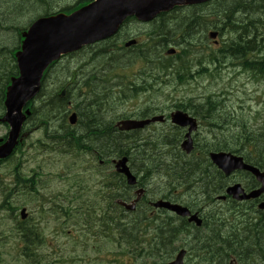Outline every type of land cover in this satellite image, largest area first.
I'll list each match as a JSON object with an SVG mask.
<instances>
[{
    "label": "trees",
    "instance_id": "trees-1",
    "mask_svg": "<svg viewBox=\"0 0 264 264\" xmlns=\"http://www.w3.org/2000/svg\"><path fill=\"white\" fill-rule=\"evenodd\" d=\"M91 1L93 0H77L73 5L54 12L52 11L51 0H11V8L13 10L10 12H15V17H21L23 13H27L26 10L29 7H32L30 4H41L45 8L44 15L58 12L70 13ZM216 3H218V6ZM178 10H180L179 7L173 11L176 12ZM202 10L216 11L217 22L209 18L208 23L211 25L212 23L213 25L217 24L214 29L220 30V35L224 34L225 31H233L238 36L235 41L224 42L222 48L219 49L220 60L230 58L229 56L244 59L248 52L256 50L257 58L252 57L250 58L251 60H245L242 67L246 71H252L253 79L258 80L261 77L263 79L264 23L261 16L264 17V0H218L207 5ZM43 14L38 17L43 16ZM213 14L211 15L213 16ZM192 15V19H190L191 16H183L184 25L176 26L177 22L176 27L171 28L170 24L168 25L167 18L173 19L177 14H160L158 19L152 22L153 25L149 31H147L148 38L142 44L136 45L130 50L118 45L119 49L113 52L111 47L117 43L102 44L101 42L86 46L78 52L65 55L62 59L78 56L79 63L74 67H68L66 69L67 72L61 75L65 78H57L55 88L46 93V83L48 78L52 76V69L62 59L53 63L46 72L41 93L36 98L40 100L39 104L34 102L30 104L32 121L39 122L45 126L47 131L49 130L48 132L46 131L47 137L54 142V144L53 142L51 143L57 146L56 148H59L62 152L72 150L76 156L85 157L80 164L83 168L82 172L75 174V179H73L66 194L65 202L58 205V232L64 233L69 237L70 233L67 230L70 227L74 228L78 234H72L70 239L78 244L79 234H82L88 240L90 248L98 254L106 252L113 246L112 255L119 256L122 253L121 250L118 251L119 248L134 246V252L139 249L142 252L144 251L143 253L147 252L146 255L148 257L146 258L153 260L152 264H165L170 259L167 253L171 249L173 250L172 244L175 242V237L183 230L182 228L186 227L185 223H182L183 225H175L169 217L165 221H160L161 215H150V210L146 204L148 197L143 199L136 212H128L118 205L116 202L118 199H128L131 193L124 187L122 178H120L121 189L102 185L98 163L102 156H109L110 159L128 156L131 161L134 157L139 156L142 160H140L141 166L137 169L145 171L143 177L149 175V172L157 171L161 173L163 170L175 177L173 182L182 180L180 178L182 177L191 193L196 195L195 203L202 199H204L203 202L212 201L214 197L225 190L229 183V178L225 177L222 172L208 161L207 156L211 150H228L242 154L246 159L254 161L264 170V118H260V113H257L254 116L255 120L253 123H250L248 118H241L235 120V125L231 126L229 121H232L233 117L230 111H221L213 114L210 110L212 106L215 107V105L220 106L222 104V100L212 94L200 104L195 105L197 106L196 113H198L204 123H208V126L214 129L216 128V137H219V139L206 142L200 148L202 149L201 154L205 158H199L200 155H192V157L182 156V152L178 149L179 139L178 137L175 139V136L173 138H170L171 136L156 137L150 135L151 130L149 129V134L146 135L142 134L144 130H134V133L118 132L113 126L114 118L110 117L104 120L107 123L106 127L100 124L103 119V116L102 119L98 117L101 111V114H104L105 110L111 111L112 105L120 103L124 98H131L130 96L133 95L135 99L140 94L146 93V91L159 92L170 82L174 81L178 85H182L190 80L191 70L189 71L188 68L184 70L181 66L183 59L181 54L187 55V53L191 52V47L185 48L184 43L190 40L191 29L201 17L199 14L194 15V12ZM236 15L241 18L240 22L235 18ZM132 21L134 22V20ZM203 21L204 23L206 22L205 17L201 19V22ZM129 23L130 20L126 22V24ZM185 23L188 25L185 26ZM14 28L18 32L19 43H21L22 32L26 27L14 26ZM258 40L262 41L261 45L256 44L260 43ZM250 41L252 42L250 43ZM171 45L180 47L181 52L175 56H166L164 53ZM16 50L18 48L12 50L14 63H16ZM105 58H107L106 61L101 64V68H98V61ZM189 62V59H187V63ZM133 65L135 67L139 65L135 72L134 80L130 81L127 88L121 91H114L113 89L118 85V82H113L117 81L116 79L119 76L127 80L133 74L131 72L127 76V74H124L125 72L118 70L123 69L128 72L129 67ZM191 66L192 64L189 65L190 68ZM220 70L221 66L218 72ZM12 73L8 76L6 84L2 88V92H0V110L2 111H4L6 88L11 82L10 77L18 75L17 64H14ZM204 73L205 71L203 70ZM56 75H58V71ZM70 79L72 81H69ZM124 80L119 84H122ZM65 88L67 89V94L61 96V91ZM71 97L76 101L75 108L78 109L79 114V129H73L68 125L69 101ZM136 114L141 117H148L154 114V110L145 109ZM51 122H53L55 127L53 129H49V123ZM220 125H224V127ZM221 131L225 132V134H222ZM231 136L233 142L229 140ZM90 139L93 141H90ZM100 139L102 140L100 141ZM169 140H172V142H169ZM99 142H103L102 145ZM106 144L107 146H105ZM17 150L19 151V148ZM13 157L9 162L12 161ZM166 157L173 161L171 165L164 163L167 159ZM95 163L97 164L94 165ZM89 168L96 170L97 184H88L94 179V173H86ZM136 172L138 173L137 170ZM15 175L18 176L17 174ZM112 179L115 181V177ZM19 182H21L20 179ZM74 190H76L74 198H71L69 195ZM170 191L173 192L171 188ZM200 193L204 194V196L200 197ZM14 194V190L10 193L8 192L5 199L9 200ZM211 196H213L212 199ZM227 206H218L216 218L213 215L206 216L205 226L207 228H205L206 232L202 238L203 245L201 249L208 250V254L201 257L203 261L199 264H264V245H262L264 244V215L259 212L256 214L252 213V206L245 207L242 204L233 202ZM223 209L224 211L221 212ZM36 228L34 227L33 230L30 227L26 236L23 228L21 231L18 229L20 236L22 235L21 238L17 231L12 234L11 237L15 240V253L5 249L10 238L0 236V248L4 249V252L0 251V264H45L47 257L39 256L38 247L43 243L44 245H48V243L44 240L40 241L36 237ZM201 232L203 233L202 230ZM22 244H25V246ZM257 244H260L261 247ZM256 247L257 250L255 249ZM253 249H255V253ZM155 251H165L166 253L159 255L154 253ZM214 251L218 255L212 256ZM250 251L254 254H251Z\"/></svg>",
    "mask_w": 264,
    "mask_h": 264
},
{
    "label": "rangeland",
    "instance_id": "rangeland-1",
    "mask_svg": "<svg viewBox=\"0 0 264 264\" xmlns=\"http://www.w3.org/2000/svg\"><path fill=\"white\" fill-rule=\"evenodd\" d=\"M52 4L51 7L53 8L52 11H58L62 8H65L69 5H73L77 0H51ZM218 6V3H216ZM31 8L27 6V13H23V16L21 17H15V12H10L13 10L11 8V0H0V92H2V88H4V85L6 84L7 78L10 74H13V66L14 63L12 60V50L15 48H20L21 43H19V35L17 30L14 28V26H21L28 28L29 24L35 20L36 17L39 15H42L44 13V6L41 4H35L31 5ZM206 6L198 7L195 9H184L182 11H179L175 14V18L169 19L167 18L168 25L170 24L171 28H175L178 25H184L183 23V16H191L190 19H192V13L199 14L200 19L197 21V24L193 26L191 36L195 37V33L199 30H202L201 33L204 35V33L209 32L212 28H209L211 25L206 21L204 23L201 22V19L205 17L208 20H212L211 13L216 11H210V10H202ZM239 15V14H238ZM12 16V17H11ZM44 16V14H43ZM197 16V15H196ZM172 17V16H170ZM177 17V18H176ZM260 17V16H258ZM262 17V21L264 23V17ZM238 22L241 21V18L236 15L235 17ZM190 21V20H188ZM187 21V22H188ZM178 22V24H177ZM186 22V21H185ZM177 24V25H176ZM152 24H146V23H140V22H131L129 23L122 31L121 37H124L126 35H134L135 37H139L142 41H145L148 38L147 31H149L150 27H152ZM176 25V26H175ZM188 25L185 23V26ZM213 26V23L212 25ZM155 27V26H154ZM198 29V30H197ZM210 29V30H209ZM261 34V32H260ZM264 35V33H263ZM262 36V35H261ZM120 37V38H121ZM234 37V34L228 31H225L224 34H222V38H219L220 40L227 41V39ZM260 37V36H259ZM258 37V38H259ZM120 38H118L115 41L107 40L103 41L102 44H114L113 47H111V51H116L119 49L118 45L123 46L121 44ZM260 43H256L257 45H261ZM222 44V43H221ZM130 50V49H129ZM247 57V54L244 56V58ZM105 59H100L97 63L98 68H101V64H103L106 61ZM238 61L237 59H229L226 58L224 61H221L222 67L217 74H210V67H213V63L210 65V62L206 63V66L209 67V70L206 71L204 74L200 73L197 75V78L189 82L185 85H175L176 82H171L174 84L166 85L163 90L155 93H142L137 98L134 99V97H131L129 99H126L124 101L118 102L116 105H112L111 111H106L104 114H101L98 116L100 119H102V116L104 115L106 118H116V116L120 115L119 119H124V116L126 115H133L134 118L138 116V112L145 110V109H153L157 114L164 112H170L172 110L176 109V104L182 103L183 105L187 106L189 110L194 109V105L200 104L206 97H208L210 94L214 95V97L218 96L219 100H222V104L220 106L211 107V111L213 114L219 113V111H230L232 113L233 120L229 121V125L233 126L235 120H239L241 118H248L250 120V123H253L254 116H256L257 113H260L259 117L264 118V78L261 79H252L249 78L248 72H237L234 70V68L231 66V62ZM79 63V57H66L63 58L60 63H58L53 69H52V76L48 78L47 80V92L51 91V89L55 88V82L57 78L64 79L65 77L61 76L62 74H65L67 72L66 69L68 67H74ZM220 64V63H219ZM140 65V64H139ZM138 65V67H139ZM130 68V69H129ZM128 72L122 70L125 72L124 74H130L131 72L134 73V71L137 70V67L134 65L132 67H129ZM58 71V75H56V72ZM261 79V80H260ZM117 81H114L113 83H120L122 80V76H119ZM69 81H72L71 79ZM86 101V100H85ZM40 100L38 99L35 101V104H39ZM69 107H72L73 110L78 112V109L75 108L76 101L71 97L69 101ZM190 103L192 106H190ZM221 107V108H220ZM214 108V109H213ZM2 110H0L1 112ZM5 111V108H4ZM3 112V111H2ZM102 122L106 123L103 119ZM249 123V124H250ZM69 125V123H68ZM26 131H29L30 133L28 136H26L24 143L22 144L21 149L15 153L13 159L11 162H6L0 167V174L7 177V175H10L11 172L16 171L19 175L23 176L28 174V177H31L35 174L41 176V180L43 179V176L48 175L52 179L56 178V182L54 183V188L57 193H59V201L65 202L66 194L68 193L71 183L73 182V179H75V174L82 172L83 168L80 166L81 162L84 160V156H76L75 153H73L72 150H69V152H62L59 148H56L57 146L53 145L54 142L50 140V138L47 137L45 126L40 124L39 122L30 121L26 124ZM73 129H79L80 124L78 123L75 126H71ZM223 126L224 125H220ZM55 128L53 125V122L49 123V129ZM149 130H151V134L156 137L163 138L164 136H167L168 133H172L173 135L179 132L182 133L181 129H174L172 125L166 124L165 126H159L156 125L154 127H150ZM148 129L144 130L142 132L143 135L149 134ZM224 130V128H223ZM49 131V130H48ZM47 131V132H48ZM170 131V132H169ZM9 132V126L6 124H0V138L4 137ZM198 150L197 153H201L202 149H200L206 142L213 141L216 139H219V137H216V128L213 131H209L204 126H201L198 131ZM222 134H225V132L221 131ZM233 142V138L231 136V139ZM53 142V144L51 143ZM169 142H172V140H169ZM43 143H46L47 145H42ZM51 144V145H50ZM50 145V147H49ZM47 146L48 149H41V147ZM167 147V146H166ZM167 149V148H166ZM166 153V151L164 150ZM109 157V156H106ZM165 160L166 165H171L173 161L166 157ZM142 159L138 157H134L132 161L134 164V169L138 171V175L141 179V183L144 186L146 190H149L148 197L153 201L158 198H163V196L167 193H170V186L168 185L169 179L167 176H165L164 171H161V173H158L157 171L149 172V175H145V171H139L137 168L141 166ZM160 160V159H159ZM187 169V168H186ZM95 169L89 168L86 173H94V179L90 183L97 184ZM185 171V170H183ZM18 175V176H19ZM9 181V179H6V183ZM76 190H74L69 196L71 198H74V193ZM202 195V196H201ZM194 193H191V191H184L181 192L180 199L182 202L189 201L190 203H195ZM204 194L200 193V197H203ZM29 197V196H26ZM25 197V198H26ZM30 198V197H29ZM24 199L22 195H19L18 193L10 200H8L4 204V208H1L4 199L0 196V229L7 228L9 226V229L11 230L12 227H14V224L18 222L17 217L15 216L14 219L10 217L9 214H11V209L21 203V201ZM24 202V200H23ZM31 208V207H29ZM32 215L30 220H36V224H38V214L39 211L36 208H32ZM19 213V209L17 211V214ZM49 213V212H48ZM46 213L47 215H49ZM48 218L47 225H50L51 219ZM163 220L167 218V216H161ZM18 228V226H16ZM49 231V228H48ZM70 233V236L67 237L64 233H59L54 240V250L55 255L51 252V246L46 245L42 248L44 250V254L48 255V257L45 260V264H152L153 260L147 259L148 257L146 253H143L140 249L138 251L134 252V246H124L122 248H119L118 251L121 250L122 253L119 256L112 255L113 246L110 247L109 250L106 252H102L100 254L96 253L94 250L90 248L88 245V240L85 236L82 234H79L78 237L79 243L76 244L74 240H71L72 234H78V232L75 231L74 228L70 227L67 230ZM12 234V233H11ZM50 237V236H49ZM182 238H184V234L181 235ZM9 243L5 246V249L8 251H12V253H15L14 250V243L15 240L11 236ZM186 238V237H185ZM203 238V237H201ZM12 240V241H11ZM194 239L192 237H188L186 239L187 242H190V244H194ZM201 241V242H200ZM181 244L184 242V240L179 241ZM199 242L203 245L202 239H199ZM1 246V244H0ZM4 249L0 248V251H3ZM215 253V254H214ZM217 252H212V255H216ZM146 255V256H145ZM174 253L172 254L171 258L173 257ZM136 256V257H134ZM171 258L166 261L165 264H168V262L171 260ZM200 262V259L198 257H192L190 258L189 264H198Z\"/></svg>",
    "mask_w": 264,
    "mask_h": 264
},
{
    "label": "water",
    "instance_id": "water-1",
    "mask_svg": "<svg viewBox=\"0 0 264 264\" xmlns=\"http://www.w3.org/2000/svg\"><path fill=\"white\" fill-rule=\"evenodd\" d=\"M210 0H95L92 3L74 11L71 14L58 13L51 16L38 18L32 23L28 31L24 33L21 50L17 53L19 76L13 77L11 85L6 93V113L0 117V122L7 123L10 131L5 142L0 144V162L9 157L19 141L23 125L30 114V110L24 111L28 103L34 99L41 90L44 74L49 66L59 60L63 55L77 51L83 46L93 44L116 34L123 22L131 16L141 21H151L159 13L169 11L176 6L204 3ZM217 33H212L215 38ZM136 40L129 41L126 45L131 46ZM175 49H169L168 54L175 53ZM66 89L61 93L66 94ZM78 116L74 112L69 117V122L77 123ZM163 120V117H154L146 120H123L118 123L121 130L141 129L151 122ZM172 121L181 126L190 125L188 139L182 144V148L188 153L193 149L190 133L197 128L196 121L187 113L178 110L172 114ZM20 138V139H19ZM211 159L227 175L235 170L251 172L263 184L260 189L247 194L240 184L227 189V193L239 200L257 198L264 192V172L259 168L246 164L242 157L231 153H212ZM116 169L128 178L130 185L137 183V178L132 174L128 166V157L116 161ZM144 190L137 191L138 197L131 203L120 202L129 210L136 208ZM155 207L166 208L179 215L190 214L188 208L174 205L166 201L154 203ZM264 209V202L259 204ZM23 211V215H24ZM199 225L202 220L193 215ZM184 251H181L170 264H184Z\"/></svg>",
    "mask_w": 264,
    "mask_h": 264
},
{
    "label": "flooded vegetation",
    "instance_id": "flooded-vegetation-1",
    "mask_svg": "<svg viewBox=\"0 0 264 264\" xmlns=\"http://www.w3.org/2000/svg\"><path fill=\"white\" fill-rule=\"evenodd\" d=\"M212 13H214V12H212ZM206 15H207V13L205 14V17H206ZM216 18H217L216 13H214L213 16H212V20L213 19L216 20ZM201 31L202 30H199L197 32L196 36L194 37L195 39H197L198 37L202 38ZM189 38H190V40L193 39V37L191 35H189ZM211 42H212L213 45L215 44L214 41H211ZM212 44L210 42H207V43L205 42L204 43V42L201 41V39H199L197 41H185V43H184L185 47L191 45V46H195V47H198V48L200 47L199 48L200 50H203L204 48L213 50L214 47H213ZM211 55H212V53H211ZM201 56L204 57V55H201ZM187 110L190 111L189 109H187ZM191 110L192 111H190V112H193V114H198V113H196L197 109H195V111H193V109H191ZM172 111H174V110H172ZM172 111H170V112L162 111L161 113H163L165 115L166 120L164 122L156 123L154 125L155 126L156 125L165 126L166 124H169V125L174 126L171 123V121H170ZM106 119H109V118H106L103 115V120H106ZM117 122H118L117 120L114 121L113 126L117 129L118 132H123V131L119 130L118 127L116 126ZM183 131H184V129H183ZM124 133H134V130L129 131V132H124ZM195 137H196V135H195ZM99 163H100V165L102 167V170L100 172V175H101L100 177L103 180L102 181L103 185L104 186H108V187H112L114 189H121L122 188V184H121V179L120 178H122V180L124 181V187H126V189L129 190V192H131V196L129 197L128 200L132 201L134 199V186H129L127 184V179H126L125 176H121V174L117 173L116 171H113L112 173L110 172V170L108 169V166H107L106 156H102V160H100ZM112 164L115 167L113 162H112ZM130 167H131V169H132V171L134 173V162L130 161ZM107 172L110 173V174H108ZM164 174L169 179L168 185L174 187V193H173L174 196H171V197H168V198H170L172 200L181 201V199H180L181 192H184L185 191L184 189L186 187L185 180L182 177H180L182 180L173 182V180L175 178L174 176H172V175H170V174H168L166 172H164ZM241 176L243 177L244 182H247L245 184V186H248L249 184H252V183H250V181L252 179L251 176H249V175H247L245 173H241ZM113 177H115V181H113V179H112ZM40 178H41L40 175L35 174V175L31 176V177H24L21 180L20 186L23 188L21 194H22V197H24V199H23L24 202H23V200L21 201V205H22L21 209L26 208L28 215L25 217V219H20V221H21L22 227H23L24 232H25L24 235L26 236L30 227L33 228V230H34V227H36V223H35L36 220H33V219L30 220L31 219V215H32L31 209L32 208H36L39 211V214H38L39 221H38L37 228H36V237L40 241H42L44 238H47L48 236H50L51 246L53 248L54 247V240H56L57 235H58L56 216H55L54 211L52 210L53 208L51 209V207H53V205L56 204L57 200H58L57 192L55 191V188H54V183L56 182L55 181L56 178L52 179L48 175L43 176L42 180ZM140 181H141V179H140ZM258 186L256 184L254 187H258ZM27 187H29L31 189V192L28 191ZM28 193H30L29 194L30 198L26 197L28 195ZM230 200H232V199H229V201ZM261 200H264V196H262L261 199H256V200H252V201L236 202V203L237 204L250 203V204L254 205V209H255V208H257V206H258V204L260 203ZM213 203H214V207H216L217 206V202L213 200ZM29 207H31V208H29ZM50 209H51V223H50V225H47L48 220L45 219L44 217L46 216V213H48ZM42 210H45V212H43ZM158 211H162V210H158ZM195 211L196 210H194L193 212H195ZM208 212H209L208 209H206V214ZM258 212H262V211L259 210V208H258ZM200 215L203 216V214H201V213H200ZM212 215L215 216V218L217 217V215H218L217 208L213 209ZM29 220H30V223L26 225V223H28ZM45 220L47 221V223L44 222ZM187 221H188V219H187ZM190 225L192 227L193 226L195 227V225L193 223H190ZM48 228H49V231H48ZM21 230H22V228H21ZM188 237H192L194 239L193 240L194 244L193 243L190 244V242L186 241V239ZM195 238L196 237H194V232L189 233V234L184 233V238H182V240H184V242L178 248V251L181 250L183 247H184L183 249L186 248V250H187V252H186L187 253L186 254L187 259H186V256H185V264H189L190 258H192V257H198V256L206 254V251L200 248L202 246V244L199 242L200 238L199 239L198 238L195 239ZM157 252L161 255V252H163V251H161V252L157 251Z\"/></svg>",
    "mask_w": 264,
    "mask_h": 264
},
{
    "label": "bare ground",
    "instance_id": "bare-ground-1",
    "mask_svg": "<svg viewBox=\"0 0 264 264\" xmlns=\"http://www.w3.org/2000/svg\"><path fill=\"white\" fill-rule=\"evenodd\" d=\"M253 8H254V7H253ZM251 14H252V13H251ZM40 17H41V16H40ZM158 17H159V16H158ZM38 18H39V17H38ZM38 18H36V19H38ZM243 18H244V16H243ZM219 31H220V30H219ZM164 34H165V33H164ZM245 36H246V35H245ZM246 40H247V39H246ZM248 41H249V39H248ZM248 41H247V42H248ZM252 41H253V40H252ZM252 41H250V43H251ZM94 45H95V44H94ZM248 45H250V44H248ZM248 47H249V46H248ZM244 48H245V47H244ZM239 50H240V48H239ZM241 50H242V49H241ZM242 51H243V50H242ZM77 52H78V51H77ZM243 53H244V52H243ZM123 97H124V96H123ZM209 105H210V104H209ZM212 107H213V106H212ZM71 108H72V107H71ZM201 108H202V107H201ZM220 108H221V107H220ZM209 109H210V108H209ZM213 109H214V108H213ZM198 112H199V111H198ZM200 112H201V111H200ZM219 112H220V111H219ZM206 113H207V112H206ZM55 116H56V115H55ZM63 116H64V115H63ZM58 118H59V117H58ZM42 120H43V119H42ZM100 124L103 125L104 127H106V125H107L106 123H104V122H102V121H101ZM96 127H97V126H96ZM101 127H102V126H101ZM105 129H106V128H105ZM127 132H129V131H127ZM77 137H78V136H77ZM103 137H104V136H103ZM114 137H115V136H114ZM104 138H105V137H104ZM104 138H103V139H104ZM115 138H116V137H115ZM113 139H114V138H113ZM101 140H102V139H100V141H101ZM107 140H108V139H107ZM109 140H110V138H109ZM115 140H116V139H115ZM90 141H93V140L90 139ZM112 141H113V140H112ZM116 141H117V140H116ZM99 143H100V142H99ZM102 143H103V142H102ZM102 143H100V144L102 145ZM108 143H109V141H108ZM110 143H111V141H110ZM93 145H94V144H93ZM101 145H100V146H101ZM103 146H104V144H103ZM105 146H107V144H106ZM113 146H114V144H113ZM107 149H108V148H107ZM113 149H114V148H113ZM171 164H172V163H171ZM175 174H176V173H175ZM223 175H224V174H223ZM177 177H178V176H177ZM211 195H212V194H211ZM201 196H202V195H201ZM209 197H210V196H209ZM212 197H213V196H211V199H212ZM214 198H215V197H214ZM131 199H132V198H131ZM243 204H244V203H243ZM233 218H234V217H233ZM182 219H183V218H182ZM186 220H187V219H186ZM262 224H263V222H262ZM262 224H261V225H262ZM163 225H164V224H163ZM182 225H183V224H182ZM256 225H257V224H256ZM263 225H264V224H263ZM214 226H215V225H214ZM193 227H194V226H193ZM259 227H262V226H259ZM185 228H186V227H185ZM215 229H216V228H215ZM260 229H261V228H260ZM262 229H263V228H262ZM210 230H211V229H210ZM211 231H212V230H211ZM172 236H173V235H172ZM216 236H217V235H216ZM198 239H199V238H198ZM200 239H202V238L200 237ZM241 239H242V238H241ZM248 239H249V238H248ZM214 240H215V239H214ZM255 240H256V239H255ZM255 240H254V242H256ZM235 241H236V240H235ZM260 241H261V240H260ZM262 241H263V240H262ZM200 242H201V241H200ZM214 243H215V242H214ZM239 243H240V242H239ZM256 243H257V242H256ZM246 244H247V243H246ZM257 245H258V244H257ZM259 245H260V244H259ZM259 245H258V246H259ZM262 245H264V244H262ZM197 246H198V245H197ZM206 246H207V245H206ZM253 246H254V244H253ZM203 247H204V246H203ZM259 247H261V245H260ZM259 247H258V249H259ZM263 247H264V246H263ZM183 248H184V247H183ZM183 248H182V249H183ZM200 248H201V247H200ZM185 249H186V248H185ZM231 249H232V248H231ZM255 249L257 250V247H256ZM255 249H253V252H254ZM261 249H262V248H261ZM261 249H260V250H261ZM171 250H172V249H171ZM200 250H201V249H200ZM250 250H251V249H250ZM262 250H263V249H262ZM186 251H187V250H186ZM214 252H215V251H214ZM250 252H251V254H254V253H255V252L252 253V251H250ZM231 253L233 254V252H231ZM186 254H187V253H186ZM214 254H215V253H214ZM251 254H250V255H251ZM217 255H218V254H217ZM252 256H253V255H252ZM160 257H161V256H160ZM217 257H218V256H217ZM232 257H233V256H232ZM186 259H187V256H186ZM215 260H216V259H215ZM209 261H210V260H209Z\"/></svg>",
    "mask_w": 264,
    "mask_h": 264
}]
</instances>
